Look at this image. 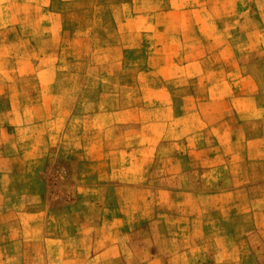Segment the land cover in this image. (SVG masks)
I'll list each match as a JSON object with an SVG mask.
<instances>
[{
	"label": "rangeland",
	"instance_id": "374dc122",
	"mask_svg": "<svg viewBox=\"0 0 264 264\" xmlns=\"http://www.w3.org/2000/svg\"><path fill=\"white\" fill-rule=\"evenodd\" d=\"M0 264H264V0H0Z\"/></svg>",
	"mask_w": 264,
	"mask_h": 264
}]
</instances>
